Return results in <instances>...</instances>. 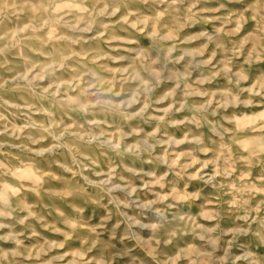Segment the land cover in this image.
I'll return each instance as SVG.
<instances>
[{"label": "rangeland", "instance_id": "374dc122", "mask_svg": "<svg viewBox=\"0 0 264 264\" xmlns=\"http://www.w3.org/2000/svg\"><path fill=\"white\" fill-rule=\"evenodd\" d=\"M0 264H264V0H0Z\"/></svg>", "mask_w": 264, "mask_h": 264}]
</instances>
